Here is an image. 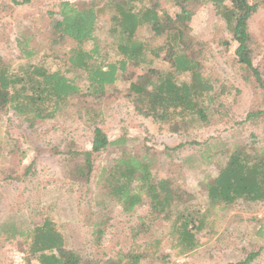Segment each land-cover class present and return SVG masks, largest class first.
Segmentation results:
<instances>
[{
    "label": "trees",
    "instance_id": "16d2710c",
    "mask_svg": "<svg viewBox=\"0 0 264 264\" xmlns=\"http://www.w3.org/2000/svg\"><path fill=\"white\" fill-rule=\"evenodd\" d=\"M167 1L171 11L160 8L156 0L60 1L57 11L50 15L45 42L55 43L58 37H66L73 46L59 55L62 60L52 68L45 64V55L37 62L31 60L37 49L25 51L28 60L16 68L1 63L0 111L12 112L32 127L38 120L57 118L74 98L86 96L95 101L109 97L117 82H122L127 84V94L137 114L164 123L174 133L204 126L220 106L215 104L211 78L203 71L206 46L190 33L193 10L204 4L211 5L224 23L230 33L233 62L264 101V72L254 64L256 42L249 30V20L264 0ZM103 17L107 42L95 34ZM78 77L84 80L82 85L77 83ZM263 115L264 108L259 107L248 111L244 120L253 121ZM127 143L125 135L111 139L95 125L87 148L67 151V173L73 180L89 182L96 157L104 151L114 153L97 173L96 195L102 200L96 203L101 205L103 199L115 201L130 215L145 205L146 213L137 216L138 227L147 233L160 222L167 229L175 256L191 254L204 244L202 234L214 232L216 209L243 203L264 204V145L239 142L228 152L216 153L213 142L177 143L173 150L187 144L200 146L198 155L203 164H214L215 171L199 183L205 197L200 206L194 193L152 170L153 156L148 147L134 151ZM219 154H225V159L214 161ZM191 160L190 156L184 158L185 162ZM0 177L7 180L11 175L0 168ZM103 226L104 220L93 223L92 236L97 243L104 235ZM136 226L135 234L139 231ZM0 231L6 232L8 239L18 233L29 241L26 264H34L29 258H34L36 264H152L158 258L161 241L146 239L139 244L140 249L131 246L96 260L91 252L66 247L63 234L49 220L21 232L3 223ZM257 233L264 240V220ZM262 248L248 251L235 264L251 263Z\"/></svg>",
    "mask_w": 264,
    "mask_h": 264
},
{
    "label": "rangeland",
    "instance_id": "374dc122",
    "mask_svg": "<svg viewBox=\"0 0 264 264\" xmlns=\"http://www.w3.org/2000/svg\"><path fill=\"white\" fill-rule=\"evenodd\" d=\"M15 1L22 0H0V64L10 63L16 68L28 60L25 51L37 49L31 60L37 62L45 55V64L52 68L62 60L59 55L63 56L73 46L66 37H58L55 43L45 42L50 15L57 11L62 0H29L21 4ZM156 1L160 8L171 11L167 0ZM249 30L256 42L254 64L264 72V4L250 18ZM190 33L206 46L203 71L211 78L215 104L220 105L204 126L174 133L164 123L137 114L127 94V84L122 82H117L111 96L95 101L86 96L74 98L57 118L38 120L32 127L12 112L0 111V168L11 175L0 180V227L8 223L21 232L49 220L63 234L66 247L91 252L96 260L114 256L131 246L140 249L139 244L146 239H160L158 258L152 264H235L248 251L262 246L261 253L249 264H264V240L257 233L260 221L264 220L261 215L264 204L243 203L216 209L214 232L202 234L204 244L191 254L175 256L167 229L160 222L153 224L147 233L138 227L137 216L146 213L145 205L138 206L130 215L115 201L103 199L101 205L96 203L102 200L96 195L97 173L114 153L104 151L96 157L89 182L73 180L67 173V151L87 148L93 127L99 125L111 139L125 135L129 149L141 152L143 146L148 147L153 156L152 170L190 190L201 206L205 197L199 183L215 171L214 164H203L198 155L200 146L187 144L173 150L177 143L213 142L216 153L228 152L239 142L264 145V115L253 121L244 120L248 111L264 108V101L260 91L242 78L233 62L230 33L211 5L194 8ZM95 34L102 42L109 41L104 17ZM77 83L82 85L84 80L78 77ZM224 155H217L214 161L224 160ZM189 156L192 160L185 162L184 158ZM100 220H104V235L97 243L93 240L92 226ZM28 242L18 233L8 239V234L0 231V264H26ZM150 249L153 251V245ZM18 253H22L21 262L15 259ZM29 261L36 264L34 258Z\"/></svg>",
    "mask_w": 264,
    "mask_h": 264
},
{
    "label": "built area",
    "instance_id": "2783aa9c",
    "mask_svg": "<svg viewBox=\"0 0 264 264\" xmlns=\"http://www.w3.org/2000/svg\"><path fill=\"white\" fill-rule=\"evenodd\" d=\"M66 1H75V0H66ZM263 215V218H264V208L262 209V214ZM15 259H17L19 262H21V259H22V253H18V254H15Z\"/></svg>",
    "mask_w": 264,
    "mask_h": 264
}]
</instances>
